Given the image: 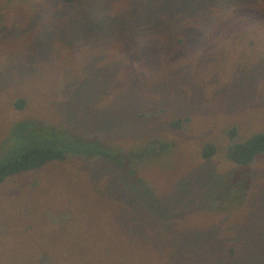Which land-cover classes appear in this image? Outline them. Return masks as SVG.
<instances>
[{
	"label": "rangeland",
	"instance_id": "obj_1",
	"mask_svg": "<svg viewBox=\"0 0 264 264\" xmlns=\"http://www.w3.org/2000/svg\"><path fill=\"white\" fill-rule=\"evenodd\" d=\"M36 119L135 161L7 179L0 264H264V156L227 137L264 134V0H0V149Z\"/></svg>",
	"mask_w": 264,
	"mask_h": 264
},
{
	"label": "trees",
	"instance_id": "obj_2",
	"mask_svg": "<svg viewBox=\"0 0 264 264\" xmlns=\"http://www.w3.org/2000/svg\"><path fill=\"white\" fill-rule=\"evenodd\" d=\"M67 4H72L77 0H62ZM20 100L17 107L23 106ZM189 120H175L171 122L173 129H179L183 125H188ZM238 129L231 128L227 132L231 144L228 149L229 159L237 166L250 167L259 157L264 156V134H255L249 138L236 139ZM162 144L156 141L158 147L151 145V152L156 156L170 149L171 143ZM162 146V147H161ZM0 185L10 177L24 173L41 171L45 167L56 163H65L72 158L99 159L112 163L114 167H127L128 162L134 165L135 159L131 154L119 146L105 145L100 140L86 138L79 133L73 132L64 126L48 125L39 119L26 121L17 124L8 139L1 145L0 149ZM214 154L213 147L205 145L203 157L208 158ZM142 159H154L153 154H135ZM155 160V159H154ZM152 161V160H151ZM127 165V166H126ZM130 174H137L136 169H132ZM139 183L143 184L141 180ZM140 188V187H139ZM141 190V189H140ZM142 192L150 193L148 184L142 188ZM54 218L55 215H52Z\"/></svg>",
	"mask_w": 264,
	"mask_h": 264
}]
</instances>
